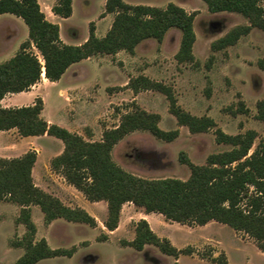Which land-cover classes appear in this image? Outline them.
Listing matches in <instances>:
<instances>
[{
	"label": "rangeland",
	"instance_id": "rangeland-1",
	"mask_svg": "<svg viewBox=\"0 0 264 264\" xmlns=\"http://www.w3.org/2000/svg\"><path fill=\"white\" fill-rule=\"evenodd\" d=\"M38 1L46 17L60 25L62 40L70 44L85 41L92 22L96 34L104 36L115 16L114 13L105 12L106 0H73V12L67 18L52 12L56 0ZM125 1L160 7L175 2L189 12H195L197 38L193 46L194 61L178 62L176 59L181 40V32L176 28L170 29L162 41L153 38L143 40L134 53L120 50L118 54L91 56L73 64L74 68L66 76L68 82H74L72 90L80 97L77 102H73L71 90L60 93L65 83L49 85L46 82L49 86H43L47 98L45 115L65 127L68 117H82L78 127L92 136L83 137L96 141L102 139L105 129L116 127L122 115L131 110L134 104L149 112L159 113L161 128L180 130L176 139L162 140L140 129L127 134L112 150L115 162L145 178L187 179L191 169L180 161L181 151L194 163L203 165L209 154L232 147L216 141V127L193 133L187 126L179 125L169 110V100L163 92L155 89L134 92L127 87L131 78L146 75L170 86L178 104L185 110L198 116L213 117L217 127L229 134L255 129L258 137L252 151L264 138L263 123L256 118L257 102L264 98V70L258 64L260 59H264V30L254 27L235 44L215 50L212 47L214 40L237 25L248 24V18L237 12H210L203 0ZM28 34L29 28L21 17L12 13L0 15V63L20 49L21 43L28 40ZM29 50L42 59L33 44ZM240 102H244L248 112L235 113ZM93 117H97V121L94 122ZM95 123L96 131L91 126ZM59 143H63L60 138L48 134L36 138L19 136L16 129L0 130V156L16 157L30 149H42L35 168L37 177L41 176L47 160L58 152ZM64 191L68 195L74 194L68 184ZM127 203L122 207L121 221L115 232L104 226L107 218V203L104 200H87L86 206L97 219L96 226L64 218L46 223L41 208L36 206L33 214L37 224L36 239L46 238L52 248L75 250L72 256L44 258L35 264H174L175 261L180 264H216L202 255L211 253L218 256L221 252L226 253L232 264H264V252L257 247L253 238L218 221L190 226L157 215L152 229L158 235L168 237L178 248L192 246L195 252L181 254L176 259L151 244H147L143 250H136L123 241L135 237V223L141 207ZM129 206L135 210L134 214H129ZM1 211L0 202V264H16L24 248L11 247V241L20 239L26 227L17 222L19 210L16 208Z\"/></svg>",
	"mask_w": 264,
	"mask_h": 264
},
{
	"label": "trees",
	"instance_id": "trees-1",
	"mask_svg": "<svg viewBox=\"0 0 264 264\" xmlns=\"http://www.w3.org/2000/svg\"><path fill=\"white\" fill-rule=\"evenodd\" d=\"M203 1L210 12H237L249 20L248 24L237 25L214 40L212 47L215 50L235 44L254 27L264 30V0ZM52 12L64 18L70 17L73 0H56ZM105 12L115 16L104 36L96 34L92 22L87 39L79 44H70L62 40L60 25L46 17L38 0H0V15L15 14L29 28L28 40L21 43L12 57L0 63V102L7 93L27 91L41 81L43 67L50 81H58L74 63L97 54H116L120 50L134 53L143 40L153 38L162 41L172 28L181 32L176 59L178 62L194 61L193 46L197 38L195 12H189L175 2L160 7L132 4L125 0H106ZM32 44L39 50L42 59L29 50ZM258 64L264 70V59H260ZM127 87L134 92L144 89L163 92L169 100V110L179 125L187 126L193 133L216 127V141L232 147L209 154L203 165L194 163L181 151L180 161L191 169L187 179L145 178L115 162L112 157L114 146L135 130H147L166 141L176 139L180 130L161 128V115L142 109L137 104L122 115L116 127L105 129L102 139L96 141L87 140L59 124L49 123L42 116L44 102L40 96L26 106L3 107L0 103V130L16 128L22 136L48 134L60 138L64 142V150L51 159L52 169L63 175L89 201L107 202L104 225L109 231L118 227L123 205L132 202L148 213H161L166 220L181 224L205 225L210 221L227 224L253 238L264 252V138L251 151L258 137L255 129L229 134L217 127L213 117L198 116L185 110L178 104L170 86L146 75L131 78ZM236 112H248L244 102H240ZM256 118L264 126V98L257 102ZM37 156L34 149L16 157L0 156V201L21 206L16 220L26 227L20 239L11 241L12 246L24 248L16 264H35L41 259L59 255L72 256L75 250L52 248L46 238L36 239L37 225L32 217V205L41 208L46 223L64 218L71 222L97 225V219L85 208L66 205L35 184L32 169ZM123 243L136 250H143L151 244L176 259L181 254L195 252L192 246L178 248L168 237L158 235L143 218L135 223V237ZM202 256L216 264H232L225 252L218 256L211 253ZM174 264L180 263L175 261Z\"/></svg>",
	"mask_w": 264,
	"mask_h": 264
},
{
	"label": "crops",
	"instance_id": "crops-1",
	"mask_svg": "<svg viewBox=\"0 0 264 264\" xmlns=\"http://www.w3.org/2000/svg\"><path fill=\"white\" fill-rule=\"evenodd\" d=\"M72 68H74V65L73 64L67 69V71L63 74V76L58 81H50L45 76L44 70H43V77H42V80L41 81L37 82L35 85H33L31 87V89H29L27 91H21V92H17V93H7L3 97V99L1 100V102H0L1 105L3 107H20V106L31 105V104H33L35 102L36 97H39L40 96V97H42L43 102H44V108L42 110V116L49 123H54V120L53 119H51L50 117H47L45 115V110H46V105H47V98H46V95H45V92H44L45 91V88L43 86L55 85V84H58V83H65V87L60 90V93L67 92L68 90H71L72 100H73V102H77L78 99L80 100V97L78 98L77 97L78 95H77L76 91L73 92V90H72V88L74 86V84H73L74 82L72 83V82H68L66 80V76H67L68 73H70V71H71ZM46 82H49V85H47ZM121 86H124V85H121ZM81 118L82 117H68L67 126L66 127L63 126V127L69 129L72 132H76V133H78V134H80V135H82V136H84L86 138L87 137H92V136L86 134L85 131L82 128L78 127V124H81L82 123ZM93 121L94 122L97 121V117H93ZM91 126H92V128H94L93 130L96 131V128H95L96 123L93 124V125H91ZM14 129H16V128H12L10 130L12 131ZM18 134H19V132H18ZM43 135H45V134H43ZM19 136H20V134H19ZM40 136H42V135H34V137H36V138H39ZM31 137H33V136H31ZM64 146H65L64 145V142L63 143H59L58 152L56 154L52 155L49 158V160H47L49 165L46 164L43 167V170L41 171V176L40 177H37L35 175V168H36V165L38 164V162L40 160V157H41V154H42V149L40 150L37 147H36L37 150L34 149V150L37 151V155H38L37 156V160L35 162V165H34V167L32 169V175H33V178H34V182H35V184L37 186H39L40 188H42L46 192H48V193H50V194H52V195L57 196L58 198H60L65 204H67L69 206H72V207L79 206V207L85 208L91 214H94L86 206L88 199L84 196V194L81 191H79L78 189H76L73 185L69 184L66 181V179H65V177L63 175H61L60 173L54 171L52 169V167H51V159L54 156L60 154L64 150ZM66 184H68V188H70V190H73L72 192L74 194L69 193V195H68L66 193V191H64V187H65ZM0 202H1V206H2V211L1 212H7L10 209L16 208L17 210H19V214H20L21 206H19L18 204L13 203V202H10V201H0ZM128 203L134 204L132 202H128ZM125 205H126V203L123 206H125ZM36 206H38V205H32L31 206V209H32V217H33V214H34V211H35V207ZM128 209L130 211L129 214H134L135 210L133 209V207L129 206ZM121 212H122V210H121ZM19 214L17 215V217L19 216ZM157 215L163 216L161 213H157V212H149L148 213V212H146L141 207L139 209V211H138V216L139 217L136 219V221H138V220H140L142 218L143 219H146L150 223V226L153 228V223L152 222H153L155 216H157ZM103 219L105 220V218H103ZM118 228L119 227H117L115 230H113L111 232H115ZM10 246L11 247H15V246H12V245H10ZM15 248H18V247H15Z\"/></svg>",
	"mask_w": 264,
	"mask_h": 264
},
{
	"label": "built area",
	"instance_id": "built-area-1",
	"mask_svg": "<svg viewBox=\"0 0 264 264\" xmlns=\"http://www.w3.org/2000/svg\"><path fill=\"white\" fill-rule=\"evenodd\" d=\"M43 70H44V67H43Z\"/></svg>",
	"mask_w": 264,
	"mask_h": 264
}]
</instances>
